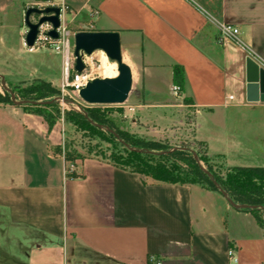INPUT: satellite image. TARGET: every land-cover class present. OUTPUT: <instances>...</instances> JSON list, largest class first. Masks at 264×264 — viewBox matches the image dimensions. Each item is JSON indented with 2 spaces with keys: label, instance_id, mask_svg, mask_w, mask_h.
Returning <instances> with one entry per match:
<instances>
[{
  "label": "crops",
  "instance_id": "1",
  "mask_svg": "<svg viewBox=\"0 0 264 264\" xmlns=\"http://www.w3.org/2000/svg\"><path fill=\"white\" fill-rule=\"evenodd\" d=\"M78 1L67 0L73 16L67 21L66 12L65 24L74 33L119 32L139 106H191L209 153L231 168L264 167V101L247 100L246 80L248 57L264 69V0H94V18ZM26 5L0 0V74L13 80L7 71L29 68ZM219 22L236 26L244 46L222 42ZM48 52L30 55L39 69L62 72V55ZM63 142L59 124L50 129L42 115L0 109V214L24 232L11 236L29 246L25 264H149L151 256L161 264H264V226L219 191L145 182L97 156L68 178L64 156L50 150Z\"/></svg>",
  "mask_w": 264,
  "mask_h": 264
},
{
  "label": "rangeland",
  "instance_id": "2",
  "mask_svg": "<svg viewBox=\"0 0 264 264\" xmlns=\"http://www.w3.org/2000/svg\"><path fill=\"white\" fill-rule=\"evenodd\" d=\"M26 1L25 10L29 7H39L36 3L40 0ZM82 2V0H79L75 4L78 5ZM72 16L73 13L67 11L65 15L66 20L68 21ZM31 19L37 20L38 15L33 14ZM70 27L72 28V25ZM46 50L50 53L52 49L39 48L27 50L29 55L26 59V65L29 68H17L7 71L15 74V80L2 75L5 78L8 89L2 86L0 74V109L20 108L32 113H35V109L41 110L55 119V124H59L64 136L63 145L67 142L74 153L97 156L103 159H112L114 156H123L126 159L125 146L121 143L120 139L114 137V133L105 127L103 128L102 138L96 136L93 132H84L76 128L75 125L65 119L67 111L75 110L82 112L83 109L98 108L103 113L105 119H107V126L113 129L125 141L132 144V147L144 149L145 147L142 144H146L148 148H154L156 151L183 150L185 148L197 153L201 165L205 169L213 172L220 178L226 177L231 167L225 165L221 154L209 153L205 143L196 137V126L194 125L196 118L195 114L190 111L191 106L186 107V111H175L173 113L169 111H148L146 108L139 106L141 105V97H135L138 89L137 82L134 84L129 97L123 103L88 104L79 95L73 93L71 85L66 84L63 69L62 72L56 73L53 70H44L37 67L38 58L31 55ZM107 59L109 60V58ZM88 60H93V66H99L102 62V56L96 51L89 56ZM14 66L20 67L22 64L14 62ZM91 72L94 76H101L95 71L91 70ZM43 81L50 85H45ZM12 94L15 100L12 99ZM26 97H37L38 104L30 106L26 105L27 103L19 104L17 102L25 101ZM179 99L186 104H190L191 102L187 97ZM189 151L171 156L172 161L183 167H188L187 163L193 158L192 153ZM79 162L80 159L68 160L66 162L67 171L76 170ZM146 178L150 179L149 177ZM198 180L200 182L193 185L211 188L210 177L201 174ZM22 232V230L18 231L17 228L7 225V222L3 221L0 214V264H25L23 260H26L25 253L28 252L29 246L20 245L19 241L14 236H11L12 234L17 236L18 233Z\"/></svg>",
  "mask_w": 264,
  "mask_h": 264
},
{
  "label": "trees",
  "instance_id": "3",
  "mask_svg": "<svg viewBox=\"0 0 264 264\" xmlns=\"http://www.w3.org/2000/svg\"><path fill=\"white\" fill-rule=\"evenodd\" d=\"M44 84L47 86L50 85L47 82H44ZM37 99V97H26V100L29 101H37ZM26 105L34 106L31 102H28ZM34 112L45 118L50 129L54 126L55 119L43 113L41 110L35 109ZM65 119L75 125L76 128L84 132H93L99 137L103 136V128L98 127L97 124L104 126L108 125L107 119H105L103 113L98 108L83 109L82 112L75 110L67 111L65 113ZM90 119L96 124H93ZM114 137L118 139L116 135H114ZM119 137L132 146V144L125 141L120 135ZM122 144L124 145V143ZM142 145L145 147L144 149L152 150L154 153L130 150L124 145L127 153V161L123 156H114L112 159L108 160L117 167L131 172H137L144 177H149L150 179L145 177V182L194 184L200 182L198 177H200L201 174L209 177L194 158L193 152L188 149H175L172 152L158 154L155 152L160 151H156L154 148H148L146 144ZM50 150L54 155L64 156L66 162L71 159L83 160L86 157H90L89 155L74 153L67 142H65L64 145L51 146ZM187 151L191 152L193 155V158L187 163L188 167H183L175 161H172L171 156ZM211 173L234 202L255 206V208H244L241 210L252 213L258 222L264 226V167H232L227 172L225 178H220L213 172ZM66 176L68 178H75L82 175L77 172L76 169L74 171H67ZM210 187L214 190H218L211 179ZM149 264H153L152 256L149 258Z\"/></svg>",
  "mask_w": 264,
  "mask_h": 264
},
{
  "label": "water",
  "instance_id": "4",
  "mask_svg": "<svg viewBox=\"0 0 264 264\" xmlns=\"http://www.w3.org/2000/svg\"><path fill=\"white\" fill-rule=\"evenodd\" d=\"M33 14L38 15L37 20H32ZM60 8L56 6H47L44 8L34 6L29 7L25 11L24 22L27 26L25 35V43L28 47H33L36 44L38 35L40 33V26L44 23H49L52 29L46 32V35L52 38H58L59 33L57 28L61 24ZM102 50L110 61L117 62L118 74L115 77H100L96 76L90 80L87 85L79 92L81 99L88 104H115L123 103L127 100L133 89L134 78L131 67L124 61L121 50L120 34L118 31H78L74 34V55L75 70L82 72L86 65L84 63V55L91 56L94 52ZM246 80H247V100L250 102L264 101V69L260 67L259 63L251 57L246 61ZM2 86L8 89L5 78L1 75ZM12 99L15 100L12 94ZM19 104L31 102L38 104L37 101H17ZM87 115V114H86ZM93 124H96L90 119ZM100 128H106L114 133L118 139L130 150L154 153L152 150L138 149L130 146L124 142L119 135L110 127L97 124ZM185 149V148H183ZM160 151L155 153L172 152ZM194 158L201 165L200 158L197 153L192 151ZM203 171L210 177L213 184L228 201V203L236 209L255 208V206L248 204H239L232 200L227 191L217 182L214 175L201 165Z\"/></svg>",
  "mask_w": 264,
  "mask_h": 264
},
{
  "label": "built area",
  "instance_id": "5",
  "mask_svg": "<svg viewBox=\"0 0 264 264\" xmlns=\"http://www.w3.org/2000/svg\"><path fill=\"white\" fill-rule=\"evenodd\" d=\"M94 0H86V4L91 6L90 16L95 17L98 14V9L93 7ZM39 7L44 8L47 6H56L60 8L61 14V24L57 28L59 33L58 38H52L46 35V32L52 29L51 24L44 23L40 26V33L38 35L36 44L30 49H39V48H51L53 51L60 53L63 58V75L66 84L71 85L73 89V93L79 95V92L82 88H84L87 83L92 80L94 77L91 72V65L88 64L87 58L88 56L84 55V63L86 65L85 69L82 72H78L75 70V60L76 57L74 55V43L73 37L74 32H72L69 27L65 24L63 20V16L69 9V5L67 0H40L36 3ZM220 40L222 42H232L238 46H244L243 42L239 38L240 31L239 29L230 23L219 22L217 24ZM177 90V87H176ZM67 172V169H66ZM230 259L234 262H238V258L236 257L234 251L232 249L229 250ZM154 264H161V261L156 259V257H152Z\"/></svg>",
  "mask_w": 264,
  "mask_h": 264
},
{
  "label": "bare ground",
  "instance_id": "6",
  "mask_svg": "<svg viewBox=\"0 0 264 264\" xmlns=\"http://www.w3.org/2000/svg\"><path fill=\"white\" fill-rule=\"evenodd\" d=\"M99 54L102 56V62L99 66H93V60L89 61L87 58V62L89 65H91V70L97 72L100 74V77H115L118 74V65L117 62L108 60L106 54L104 51L99 50ZM93 66V69H92Z\"/></svg>",
  "mask_w": 264,
  "mask_h": 264
}]
</instances>
